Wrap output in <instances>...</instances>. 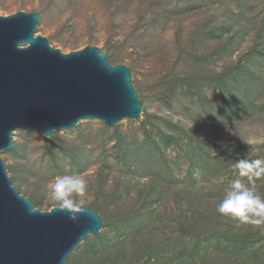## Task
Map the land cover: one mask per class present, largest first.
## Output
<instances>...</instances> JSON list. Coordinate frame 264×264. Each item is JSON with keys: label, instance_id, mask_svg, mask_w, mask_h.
I'll return each mask as SVG.
<instances>
[{"label": "rangeland", "instance_id": "1", "mask_svg": "<svg viewBox=\"0 0 264 264\" xmlns=\"http://www.w3.org/2000/svg\"><path fill=\"white\" fill-rule=\"evenodd\" d=\"M18 12L42 13L35 36L62 53L128 67L144 107L112 127L16 131L0 153L42 212L55 177L88 182L103 227L65 264H264V231L216 211L236 162L264 160V0H0Z\"/></svg>", "mask_w": 264, "mask_h": 264}, {"label": "water", "instance_id": "2", "mask_svg": "<svg viewBox=\"0 0 264 264\" xmlns=\"http://www.w3.org/2000/svg\"><path fill=\"white\" fill-rule=\"evenodd\" d=\"M40 12L0 16V153L14 148V133L39 130L47 138L83 120L114 126L143 111L131 71L112 66L104 50L89 46L69 54L38 36ZM84 207V206H83ZM74 223L57 207L48 212L12 185L0 156V264H65L102 217L93 209Z\"/></svg>", "mask_w": 264, "mask_h": 264}, {"label": "clouds", "instance_id": "3", "mask_svg": "<svg viewBox=\"0 0 264 264\" xmlns=\"http://www.w3.org/2000/svg\"><path fill=\"white\" fill-rule=\"evenodd\" d=\"M236 168L239 178L230 182L216 211L235 221L237 227L251 225L264 231V197L256 191V181L264 178V160L243 158L236 162ZM87 191L88 182L76 173L57 176L48 185L50 200L74 223L86 211Z\"/></svg>", "mask_w": 264, "mask_h": 264}, {"label": "trees", "instance_id": "4", "mask_svg": "<svg viewBox=\"0 0 264 264\" xmlns=\"http://www.w3.org/2000/svg\"><path fill=\"white\" fill-rule=\"evenodd\" d=\"M68 259H69V258H68ZM68 259H67V260H68ZM66 262H67V261H66Z\"/></svg>", "mask_w": 264, "mask_h": 264}]
</instances>
